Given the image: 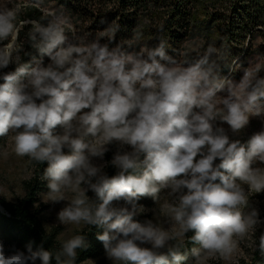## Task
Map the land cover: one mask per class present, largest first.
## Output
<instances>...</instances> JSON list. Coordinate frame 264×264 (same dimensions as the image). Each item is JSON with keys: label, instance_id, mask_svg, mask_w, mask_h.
Returning <instances> with one entry per match:
<instances>
[{"label": "clouds", "instance_id": "clouds-1", "mask_svg": "<svg viewBox=\"0 0 264 264\" xmlns=\"http://www.w3.org/2000/svg\"><path fill=\"white\" fill-rule=\"evenodd\" d=\"M56 3H0V137L11 138L17 157L47 163L44 202H67L58 221L102 229L96 238L113 264H182L185 241L195 245L191 264H240L242 244L264 252V232L253 239L264 221L249 206L252 194L264 192V131L246 142L229 135L264 116V54L246 67L238 57L227 62L230 72H242L237 81L220 74L227 58L216 41L193 49L194 58L183 46L170 55L163 39L110 48L101 40L114 41L115 21L88 40ZM30 8L40 17L19 19ZM26 43L49 62L22 63ZM10 65L14 71H3ZM111 145L116 151L104 161ZM143 197L159 208L141 222L134 217L147 211ZM87 248L84 235L55 253L29 243L6 254L0 242V264H76Z\"/></svg>", "mask_w": 264, "mask_h": 264}, {"label": "trees", "instance_id": "trees-1", "mask_svg": "<svg viewBox=\"0 0 264 264\" xmlns=\"http://www.w3.org/2000/svg\"><path fill=\"white\" fill-rule=\"evenodd\" d=\"M56 7L70 16L72 23L80 30V35L87 34L88 40L94 39L98 32L115 21L119 28L114 41L109 42L107 38L101 40V43H109L110 48L131 39L136 46L146 43L149 47H155L163 39L170 45L167 52L176 55L173 49L183 46L185 51V43L191 39H200V47L216 41L218 47L224 45L227 58L220 62V74L237 81L242 72H230L226 63L238 57V63L246 67L248 59L255 53L264 54V31L256 28L257 24H264V0H57ZM40 15L37 10L30 8L19 19H38ZM28 30L25 28L20 33L22 41L27 40ZM248 35H251L252 40L245 47L244 41ZM123 47L131 51L126 44ZM25 52L28 54L21 53L22 63L35 66L40 61L45 65L49 62L48 57H42L27 43ZM260 66L264 67V62ZM15 67L10 65L3 71H14ZM260 75L264 76V71ZM8 139L0 137V148ZM33 166L34 177L26 184L25 194L15 202L0 200L3 208L0 209V242L4 248L11 250H26V246L31 243L34 251L43 247L55 253L60 250L62 243L56 233L46 230L36 207L41 196L48 191L47 182L40 179L47 163L33 162ZM106 173L112 176L116 169L111 166ZM93 196L90 192L89 197ZM139 203L152 206L155 202L150 197H143ZM134 219L143 222L146 218L136 216ZM98 232H102V229L85 225L81 235L86 236L88 248L77 251L76 264L82 261L85 264L105 254L102 242L96 238ZM194 246L185 241L181 251L189 253V260L182 264H191L190 250ZM240 264H264V252L257 249L250 262L243 261Z\"/></svg>", "mask_w": 264, "mask_h": 264}, {"label": "rangeland", "instance_id": "rangeland-1", "mask_svg": "<svg viewBox=\"0 0 264 264\" xmlns=\"http://www.w3.org/2000/svg\"><path fill=\"white\" fill-rule=\"evenodd\" d=\"M4 2V0H0V3ZM11 6V5H9ZM57 8V7H56ZM69 38L71 39V34H69ZM200 47V39L194 38L185 43V52L191 53L192 58L194 57L193 49ZM223 127L228 129L227 124H224ZM264 131V116L261 117H252L250 118L249 125L241 131L238 136H232V133L229 130V135L233 139H240L241 142H246L253 134ZM13 144L12 140L9 137L7 143L0 148V188H3V192L0 193V200L6 202H15L19 200L26 192V184L34 177V166L33 161H30L27 157H17L12 150ZM116 151V146L111 145L110 151L106 153L104 161H110L112 159L113 154ZM7 152L8 155L5 157L4 153ZM99 159H94V163L100 164L104 163ZM111 165L104 169L106 172ZM31 178V179H29ZM91 191L87 194L89 195ZM69 198L73 195L71 192L66 194ZM163 196V194H162ZM48 197L45 193L41 196L38 201L36 207L40 213V219L43 222L46 230L50 233H56L58 235V239L61 243L66 239L70 238L74 235H81L85 225H63L57 219V214L59 210L66 205V201H61L58 203L47 202ZM163 201H161L162 203ZM122 203V202H121ZM146 212L139 214L137 216L144 217L146 219L154 218V210L159 208V205L154 203L152 206H146ZM249 206L255 207L259 210L260 218L264 221V192L254 193L249 197ZM168 227V225H165ZM264 231V223L257 229L256 237L258 243V237L261 232ZM146 247H150V245H144ZM243 248V255L240 257V263L243 261L250 262L253 256V252L251 248L246 247L245 245H241ZM21 251H26L25 249H19ZM15 250L5 248L6 254H12ZM113 264V262L106 258V254L102 255L99 258L90 259L85 264ZM37 264H40L37 261ZM209 264H222L221 261H210Z\"/></svg>", "mask_w": 264, "mask_h": 264}, {"label": "bare ground", "instance_id": "bare-ground-1", "mask_svg": "<svg viewBox=\"0 0 264 264\" xmlns=\"http://www.w3.org/2000/svg\"><path fill=\"white\" fill-rule=\"evenodd\" d=\"M0 209H1V210H3V208H2V207H0Z\"/></svg>", "mask_w": 264, "mask_h": 264}, {"label": "built area", "instance_id": "built-area-1", "mask_svg": "<svg viewBox=\"0 0 264 264\" xmlns=\"http://www.w3.org/2000/svg\"><path fill=\"white\" fill-rule=\"evenodd\" d=\"M0 207H2V206L0 205Z\"/></svg>", "mask_w": 264, "mask_h": 264}]
</instances>
